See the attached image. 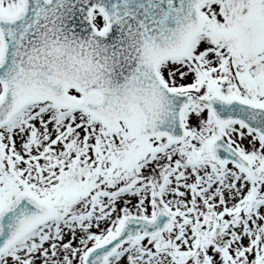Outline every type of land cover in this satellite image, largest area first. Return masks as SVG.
Returning <instances> with one entry per match:
<instances>
[{
    "label": "snow or ice",
    "instance_id": "snow-or-ice-1",
    "mask_svg": "<svg viewBox=\"0 0 264 264\" xmlns=\"http://www.w3.org/2000/svg\"><path fill=\"white\" fill-rule=\"evenodd\" d=\"M0 264H264V0H0Z\"/></svg>",
    "mask_w": 264,
    "mask_h": 264
}]
</instances>
